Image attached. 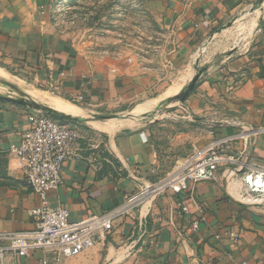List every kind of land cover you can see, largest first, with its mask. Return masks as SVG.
<instances>
[{"label": "crops", "instance_id": "crops-1", "mask_svg": "<svg viewBox=\"0 0 264 264\" xmlns=\"http://www.w3.org/2000/svg\"><path fill=\"white\" fill-rule=\"evenodd\" d=\"M53 1L0 0V233L34 229L30 211L43 204L13 148L38 111L28 102L47 105L32 91L46 87L78 108L60 113L80 134L47 200L73 222L116 213L111 233L62 264H264V203L242 201L243 174L264 164V0H147L165 33L157 64L62 38L48 20ZM253 9L258 23L245 46L199 66L196 49ZM198 69L192 93L173 99ZM228 115L259 129L247 148L239 128L221 125ZM217 141L237 157L228 168L186 192L140 201V184L161 181ZM4 264L57 263L39 249L8 253Z\"/></svg>", "mask_w": 264, "mask_h": 264}, {"label": "built area", "instance_id": "built-area-1", "mask_svg": "<svg viewBox=\"0 0 264 264\" xmlns=\"http://www.w3.org/2000/svg\"><path fill=\"white\" fill-rule=\"evenodd\" d=\"M186 116L192 117L189 112ZM227 117L224 116L221 123L238 127L240 132L237 137L247 148L249 136L259 129H247L238 116ZM79 138L78 126L72 121L56 119L43 111L31 116L30 125L13 152L21 159L25 179L41 196L43 204L30 211L35 222L34 229L0 233V264H4L8 253L26 256L39 249L57 264H62L64 260L92 249L98 240L112 232L114 212L73 222L68 209L61 205L52 206L47 200L48 192L57 190L62 184L63 166L75 156L73 146ZM225 149L223 141L196 148L168 177L155 183L140 184V201L155 199L166 189L183 193L190 188L192 181L213 179L220 167L228 168L237 160L234 155H226ZM242 180L245 185L242 201L251 206L263 204L264 164L257 170L244 173Z\"/></svg>", "mask_w": 264, "mask_h": 264}, {"label": "rangeland", "instance_id": "rangeland-1", "mask_svg": "<svg viewBox=\"0 0 264 264\" xmlns=\"http://www.w3.org/2000/svg\"><path fill=\"white\" fill-rule=\"evenodd\" d=\"M259 12V9H253L246 15H239L224 31L196 49L198 65H210L215 61L213 57L224 55L220 51L232 53L242 49L249 32L258 23ZM48 20L55 33L66 40L109 48L118 56L130 54L144 62L150 59L152 63L162 62L165 33L158 31L157 17L149 15L147 0H54ZM41 90L45 93L42 95L58 98L49 88ZM45 104L53 108L51 104ZM221 125L238 128L223 122Z\"/></svg>", "mask_w": 264, "mask_h": 264}, {"label": "water", "instance_id": "water-1", "mask_svg": "<svg viewBox=\"0 0 264 264\" xmlns=\"http://www.w3.org/2000/svg\"><path fill=\"white\" fill-rule=\"evenodd\" d=\"M201 74H202V70L198 69V73L193 77V79L189 82V84L185 87V89L178 96H176L173 99H180L182 101L185 100L194 90L196 83L199 80ZM28 105L36 108L38 111H43V112L49 114L50 116H52L56 119H59V120H63V121L76 120L72 117L64 116L62 113L58 112L57 110L53 109L52 107H49V106L44 105L42 103L28 102Z\"/></svg>", "mask_w": 264, "mask_h": 264}, {"label": "bare ground", "instance_id": "bare-ground-1", "mask_svg": "<svg viewBox=\"0 0 264 264\" xmlns=\"http://www.w3.org/2000/svg\"><path fill=\"white\" fill-rule=\"evenodd\" d=\"M2 76L6 77L5 73L0 70V77H2ZM174 91H175V89H172V90H170L169 93H174ZM32 94L35 98L39 99L40 101L51 104L53 106V108L59 112H64V113H67L70 115H78L79 114L78 108L68 101H65L63 99L56 98V97H53L50 95H42L45 93L40 94L36 91H32Z\"/></svg>", "mask_w": 264, "mask_h": 264}, {"label": "trees", "instance_id": "trees-1", "mask_svg": "<svg viewBox=\"0 0 264 264\" xmlns=\"http://www.w3.org/2000/svg\"><path fill=\"white\" fill-rule=\"evenodd\" d=\"M74 123V122H73Z\"/></svg>", "mask_w": 264, "mask_h": 264}]
</instances>
